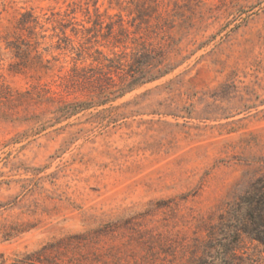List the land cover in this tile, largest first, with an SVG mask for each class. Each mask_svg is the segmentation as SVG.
<instances>
[{
	"label": "rangeland",
	"instance_id": "rangeland-1",
	"mask_svg": "<svg viewBox=\"0 0 264 264\" xmlns=\"http://www.w3.org/2000/svg\"><path fill=\"white\" fill-rule=\"evenodd\" d=\"M127 1L0 0V264L45 248L59 264H197L227 204L264 175V0H147L144 21ZM97 9L95 57L124 51L123 19L130 47L166 39L179 66L68 115L64 101L88 97L61 88L78 57L54 49L53 27H90ZM30 14L51 71L8 46L30 39ZM232 264H264L262 247L243 237Z\"/></svg>",
	"mask_w": 264,
	"mask_h": 264
},
{
	"label": "trees",
	"instance_id": "trees-1",
	"mask_svg": "<svg viewBox=\"0 0 264 264\" xmlns=\"http://www.w3.org/2000/svg\"><path fill=\"white\" fill-rule=\"evenodd\" d=\"M159 7V0H148ZM167 1V0H161ZM120 2V1H119ZM117 3V8L121 9L123 3ZM132 11H136L139 18L147 10V0H129L126 2ZM90 12L88 11V15ZM146 15L140 20H146ZM24 19V18H23ZM35 22L33 15L30 19L21 20L19 26L29 32V40L10 42L9 47L12 49L15 57L19 59V65L34 70H44L46 72L53 70L49 60H45L43 53H39L37 48L39 42L32 41L34 27L30 24ZM119 30L121 35H126L122 41L118 39L115 44L124 47V51L114 53L112 58L103 56L95 57L91 51L96 48L98 36L102 32L105 24L103 16L99 14L98 9L95 18L89 17L87 20L90 27L69 20L67 23H60L54 26V37H59L56 32L60 31L65 36L64 41L60 40L55 45V50L76 51L77 59L74 66L69 72L58 76L61 88L73 94L87 96V100H77L74 102H63L64 109L68 115H74L80 111L92 107L106 105L112 101L122 98L133 90L159 80L172 73L179 64L172 61V53L175 51L172 42L162 39L157 45L149 44L142 37L133 39L132 45H128L129 36L127 28L124 26L123 19H120ZM115 24L108 23L106 28L110 34L113 33ZM70 31L75 37L78 46H74L73 38L67 36ZM61 41L65 44L62 46ZM34 42V43H33ZM116 45V46H118ZM131 50L128 52V50ZM95 53H102L96 49ZM93 58L98 64L95 67L80 68L77 61ZM55 60V59H54ZM50 102H56L54 97ZM60 108V107H59ZM209 240L200 247V256L197 264H232L235 257V251L243 237L256 241L264 253V175L259 177L250 187L241 195L237 196L232 202L227 204V209L220 216L217 225L211 227ZM45 248L38 252L25 255L23 258L14 261L12 264H59L57 260Z\"/></svg>",
	"mask_w": 264,
	"mask_h": 264
}]
</instances>
